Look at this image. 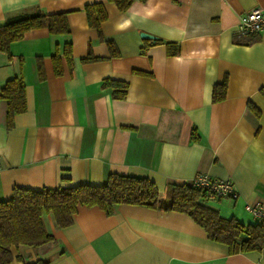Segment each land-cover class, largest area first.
<instances>
[{
  "label": "crops",
  "instance_id": "0c3cea01",
  "mask_svg": "<svg viewBox=\"0 0 264 264\" xmlns=\"http://www.w3.org/2000/svg\"><path fill=\"white\" fill-rule=\"evenodd\" d=\"M94 2L107 13L100 32L84 11ZM256 6L264 9V0H132L122 11L109 0H0V24L24 12L66 11L70 28H33L0 51V89L21 76L26 103L8 124L0 98V199L14 186L55 188L61 176L92 185L110 173L146 177L162 190L207 173L230 180L238 196L206 204L256 223L245 204L264 208V29H236ZM166 42L178 51L168 53ZM89 49L97 59L82 61ZM107 78L128 83L123 98L111 95ZM223 80L225 95L213 100ZM43 222L53 239L12 245L7 264H264V247L230 252L177 210L118 203L106 214L80 205L69 225L57 226L49 212Z\"/></svg>",
  "mask_w": 264,
  "mask_h": 264
},
{
  "label": "trees",
  "instance_id": "16d2710c",
  "mask_svg": "<svg viewBox=\"0 0 264 264\" xmlns=\"http://www.w3.org/2000/svg\"><path fill=\"white\" fill-rule=\"evenodd\" d=\"M120 10L129 7L132 0H109ZM84 11L90 27L100 32V23L107 17L102 2L86 4ZM45 27L52 34H68L67 12L43 13L39 10L24 12L9 17L0 24V51H8L9 44L20 39L33 28ZM161 41V40H158ZM113 53V43L107 41ZM167 52L174 54L178 46L166 42ZM62 55L68 63L72 60L71 43L63 46ZM59 54L52 55L55 74L62 73ZM97 59L90 49L82 61ZM103 85L111 87V95L123 98L128 83L124 80L104 79ZM226 80L215 85L212 99L220 100L225 95ZM264 94V87H261ZM4 100L7 123L11 124L14 114L23 111L25 103V83L21 76L7 79L0 89ZM65 183V184H62ZM201 192L189 184H168L159 190L155 183L146 177H134L110 173L104 184H73L68 177L61 176L55 188L34 190L25 186H14L6 199H0V264L12 259L10 247L20 245L37 246L53 239L46 230L43 214L51 213L59 227L69 225L78 206H97L106 214L113 211L118 203L140 204L161 210H177L189 215L203 227L207 237L227 244L230 252H245L264 247V221L243 224L233 217H223L218 211L206 204ZM19 255H17L18 257ZM23 264H47L45 260L23 262Z\"/></svg>",
  "mask_w": 264,
  "mask_h": 264
},
{
  "label": "built area",
  "instance_id": "2783aa9c",
  "mask_svg": "<svg viewBox=\"0 0 264 264\" xmlns=\"http://www.w3.org/2000/svg\"><path fill=\"white\" fill-rule=\"evenodd\" d=\"M236 29L240 34H251L264 29V9L256 6L239 17ZM1 167V164H0ZM198 189L204 199H235L238 192L233 183L225 178H214L207 173L195 174L188 183ZM257 222L264 221V208L260 203L245 204Z\"/></svg>",
  "mask_w": 264,
  "mask_h": 264
},
{
  "label": "water",
  "instance_id": "95a60500",
  "mask_svg": "<svg viewBox=\"0 0 264 264\" xmlns=\"http://www.w3.org/2000/svg\"><path fill=\"white\" fill-rule=\"evenodd\" d=\"M141 36H142V37H145V38H151V39H153V37H154V36H152L151 34H148V33H145V32H142V33H141Z\"/></svg>",
  "mask_w": 264,
  "mask_h": 264
}]
</instances>
